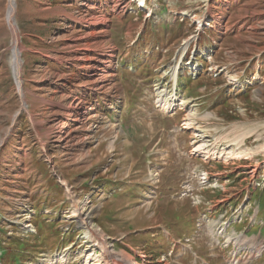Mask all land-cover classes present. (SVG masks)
Instances as JSON below:
<instances>
[{
    "label": "rangeland",
    "instance_id": "obj_1",
    "mask_svg": "<svg viewBox=\"0 0 264 264\" xmlns=\"http://www.w3.org/2000/svg\"><path fill=\"white\" fill-rule=\"evenodd\" d=\"M15 1L0 0L1 264H107L82 200L134 264H228L218 217L241 230L264 205V0ZM236 148L256 153L227 162Z\"/></svg>",
    "mask_w": 264,
    "mask_h": 264
},
{
    "label": "bare ground",
    "instance_id": "obj_2",
    "mask_svg": "<svg viewBox=\"0 0 264 264\" xmlns=\"http://www.w3.org/2000/svg\"><path fill=\"white\" fill-rule=\"evenodd\" d=\"M10 1L12 3V11L14 12V9H16L15 8V2L16 1L15 0H10ZM21 48H22V45H21L20 41L18 39H16L14 41V49H15V51H18L19 49L21 50ZM17 55H18V53H17ZM16 60H17V64L18 65L15 67V70H16V72H18V76H19L21 74V63H20L19 57H17ZM18 67H19V69H18ZM21 81H22V79L20 77L19 78V83L22 85ZM163 95H164L163 93H160L161 97ZM161 101L164 102L165 108H169L170 109L171 107L176 106V104H175L176 100L169 101L168 97L165 98V95H164V98L161 99ZM185 104H186L185 101L180 103L181 106H183ZM194 115H195V113L192 112V111L189 113L190 118H193ZM190 124L191 123H188L187 125L184 126V128L185 129H193V127H190ZM197 136L201 137V139H203V141H206L204 139L207 136H205L203 134H198ZM208 147H209V145L203 144L202 147H198L196 150L204 152V153L206 152V153L210 154V149L209 150L207 149ZM239 149L240 148H236L234 151L229 152L230 155L227 156V158H228L227 162H230V159H233V160H242V159H246V158L247 159H251L252 157H254V153H256L254 149H241L240 151H238ZM262 151L264 152V149ZM222 153H224V151L220 152V155ZM84 203H85L84 200H82L80 205L79 204L76 205L75 208H77L78 217L80 219L81 224L84 227H86V229H87V232H88V235H89V239H90L91 248L97 247L99 250H101L103 252V256H105V260L107 261V264H134L135 260L133 258H131V256L129 257L124 252H120V253L115 254L114 253L115 251L109 249L111 247L110 246L111 242H109L110 238L106 237V235L103 232H101L99 229L94 228V226L92 225L91 217L84 216L83 212L80 211L81 206L87 204V203H85V204ZM92 254L94 255V253H92ZM61 258L63 259V257H61ZM93 262H92V264H97V262H94V263Z\"/></svg>",
    "mask_w": 264,
    "mask_h": 264
},
{
    "label": "crops",
    "instance_id": "obj_3",
    "mask_svg": "<svg viewBox=\"0 0 264 264\" xmlns=\"http://www.w3.org/2000/svg\"><path fill=\"white\" fill-rule=\"evenodd\" d=\"M259 217H264V212H261L260 215H259Z\"/></svg>",
    "mask_w": 264,
    "mask_h": 264
},
{
    "label": "trees",
    "instance_id": "obj_4",
    "mask_svg": "<svg viewBox=\"0 0 264 264\" xmlns=\"http://www.w3.org/2000/svg\"><path fill=\"white\" fill-rule=\"evenodd\" d=\"M112 185V184H111ZM107 186H109V184H107Z\"/></svg>",
    "mask_w": 264,
    "mask_h": 264
}]
</instances>
